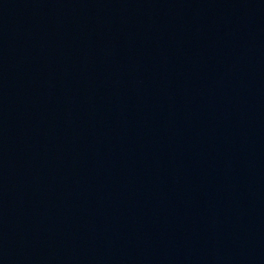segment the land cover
Wrapping results in <instances>:
<instances>
[{"label":"water","instance_id":"95a60500","mask_svg":"<svg viewBox=\"0 0 264 264\" xmlns=\"http://www.w3.org/2000/svg\"><path fill=\"white\" fill-rule=\"evenodd\" d=\"M0 264H264V69L137 117L0 200Z\"/></svg>","mask_w":264,"mask_h":264}]
</instances>
